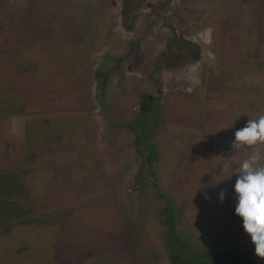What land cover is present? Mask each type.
<instances>
[{"label":"rangeland","instance_id":"obj_1","mask_svg":"<svg viewBox=\"0 0 264 264\" xmlns=\"http://www.w3.org/2000/svg\"><path fill=\"white\" fill-rule=\"evenodd\" d=\"M256 26L260 43L239 45ZM6 40L9 62L41 84L28 104L0 103V173L12 175L0 194V264H172L169 217L188 264L227 248L264 264L239 226L224 246L202 245L208 234L197 232L219 226L194 230L188 220L191 207L207 204L198 163L211 156L206 146L239 166L247 153L232 148L235 132L264 115V61L253 60L264 46V0H0ZM184 40L201 48L199 57ZM230 49L236 58L227 60ZM93 82L98 92L67 121V87L89 96ZM152 98L155 176L135 147ZM29 122L33 138L22 154ZM76 139L82 148H72ZM257 149L264 153V144ZM197 151L199 159L188 156ZM225 178L215 197L232 212L235 190L220 199L233 181Z\"/></svg>","mask_w":264,"mask_h":264},{"label":"crops","instance_id":"obj_2","mask_svg":"<svg viewBox=\"0 0 264 264\" xmlns=\"http://www.w3.org/2000/svg\"><path fill=\"white\" fill-rule=\"evenodd\" d=\"M256 21H257V17H256ZM252 28H253V31H251L252 37L250 38V36L245 37L242 35L241 39L239 38V40H238L239 45H244V43H243L244 41H246L247 45H248L252 41V39H253L254 44L260 43L259 38H258L259 36L257 35V33L259 34L258 27L256 26V27H252ZM249 31H250V29H249ZM226 43H228V42H226ZM224 44H225V41H224ZM235 54H236V51L233 52L232 49H230L227 52V56L229 57V58H227V60L235 59L236 58V56L234 58ZM68 57L70 58V56H67V60H68ZM253 60L254 61L255 60L264 61V46H261L259 52L254 53V59ZM75 72H76V70H75ZM78 75H80V74H78ZM83 89H84V87L83 86L81 87L79 85L67 87V93L70 94V98L67 99V121H68V119H69V121L72 119L71 116L76 115V114L71 115L75 111H77V110L81 111L82 109H86L87 107L84 106L85 103L88 102V104H89V102H91V100L93 99L95 93L98 92V86H96L94 84V82L92 83V85L90 87V95L89 96H87V94L86 95L83 94V93L87 92L85 89L84 90ZM101 89H102V86H101ZM228 91H229V89H228ZM95 102L97 103V101H95ZM237 104L240 107V111H242L243 104L241 103V101H238ZM69 124H70V122H69ZM93 137H94L95 141L97 142L98 137L94 136V134H93ZM99 140H102V139L99 138ZM67 142H68V140H67ZM79 142H80V140L76 139L75 140L76 145H74L72 148H77V149L82 148L81 145L79 144ZM96 142H95V148L97 149ZM222 147H224V146H222ZM67 148H69V144L67 145ZM211 148H212L211 145L208 144V146H206V150H205L207 152V154H211V156L206 155V161H201V160L198 161L199 167L204 166V169L206 170V171L204 170V172H206V174H204L205 179L203 180L204 184L202 187H203V189H206V190H204L203 195L205 197L207 196V204L205 206H203L202 208L200 207L199 203H196L195 206L191 207V210L188 212V220H190V223L192 224V228L194 230L199 229V228L201 229V227H202L201 224H203V227L206 225V227L209 228V227H212L215 225L214 227L217 228L216 227V223H217V225L219 226L217 228L219 230H217V231L214 230L213 232H211V231H206V230L201 229L202 231L200 230L199 232H197L199 235L208 234L206 237H199L198 236L201 240L199 242V244L204 245L205 243H207V241H206L207 239H208V241H209V239L210 240L212 239L213 240L212 241L213 246H215L216 244L224 246L227 242H229L232 239L233 233H235V231L238 230L235 226L240 227V229L243 231L244 238H246L248 236L251 237V236L246 233V231L243 227V219H242V217H240L236 214L235 209H233L232 212H230V211H228L229 210L228 208H230V207H227L226 205L225 206L217 205V204H220L219 200L215 197V195H216L215 190L217 188V183H218L217 180L219 178L226 179L225 177L229 176V174L222 171L223 167L225 165H227L226 163H223V158L225 157L226 152L224 150H220L218 152V154H215L216 150H214L213 148L211 149ZM242 150L239 151L240 154L244 153V155H246V153H247L246 149H242ZM68 151H69V149H67V152ZM72 152H73L72 150L69 151V154H67V158L69 156V157H72V159H73L74 154ZM97 153H98L97 154V156H98L99 152H97ZM201 155H203V154H201L200 151H197L194 154L188 155V156L198 158ZM109 156L114 161V158H115L114 154L112 153ZM80 157H82V155H79V157H77V158H80ZM239 158L241 159L240 155H239ZM116 159L119 161V158H116ZM73 160L78 161L77 159H73ZM240 163H241V161L239 162V164ZM115 165H116V163H115ZM78 166L79 165H76V167H78ZM113 166H114V163H113ZM101 167H102V165L100 166V168ZM132 168L133 169H130L129 172L135 171L134 164H132ZM117 169H115V170L117 171ZM205 175H206V177H205ZM234 175L231 177V180H233V181L225 180L226 182H224V185H222V188H223L222 192H224L225 195L228 192H230V195L234 194L235 183H236L235 177L237 176V174H234ZM164 183H166V182H164ZM175 184H176V182H175ZM200 189H202L201 186H199V188L197 190H200ZM201 209L208 211V214L207 213L200 214ZM203 222H205V225ZM209 222H210V224H209ZM177 233H178V231H177ZM178 235L181 236L179 233H178ZM227 250H229V248L224 250V252H226ZM221 253H223V252H221ZM211 255H214V254H211Z\"/></svg>","mask_w":264,"mask_h":264},{"label":"trees","instance_id":"obj_3","mask_svg":"<svg viewBox=\"0 0 264 264\" xmlns=\"http://www.w3.org/2000/svg\"><path fill=\"white\" fill-rule=\"evenodd\" d=\"M182 42V44H184L187 49L194 51V53L197 55L196 57H199V55L201 54V48L197 44L185 40ZM8 44L9 40L0 42V103L5 102L15 106H23L24 103L28 104L30 97L29 95L32 93V91L36 90V88L39 87L41 83L38 78L34 79L29 71L22 68L19 69L16 64L9 62L10 59L9 56H7L8 53L5 52L6 50H9V48H5ZM4 92H7L6 95L8 97L5 100H2ZM154 101L155 99L152 98L145 104H143V110L136 122V124H139L140 126V136L137 137L135 147L138 155L144 157V163L148 167L147 172L149 176L156 175L155 171L153 170L156 147L155 144H153V141H150L148 139L147 135V130L149 128L147 127L148 118L151 112V105ZM30 125L31 122H29L26 126L28 129L26 130V136L23 139L24 141L22 143V154L26 153L27 144L30 143L31 139L33 138L30 132ZM140 144H143V148L138 149V146ZM144 151H149L147 156L144 155ZM11 177L12 175H10L9 173H0V194H2V191L4 192L2 196H5V193H7V191L3 189L2 186L5 187L9 183H12ZM8 187H10V185ZM7 212L11 213V211ZM2 213L3 212L1 210L0 215H2ZM168 225L170 234L167 236V238L173 245H171V251L175 253L171 255L172 264H188L185 262L184 258L181 255V251L183 249H186V245L176 231V223L174 218L169 217ZM185 252L189 253L187 249L185 250ZM192 254H194V252ZM194 255L196 257L197 264H260L259 262L249 259L248 256L241 251L234 249L214 255L208 253ZM202 256L205 257V262L201 261Z\"/></svg>","mask_w":264,"mask_h":264},{"label":"clouds","instance_id":"obj_4","mask_svg":"<svg viewBox=\"0 0 264 264\" xmlns=\"http://www.w3.org/2000/svg\"><path fill=\"white\" fill-rule=\"evenodd\" d=\"M261 144H264V115L250 119L244 128L235 132L232 148L236 152L242 149L250 151L239 166L225 165L222 171L230 178L239 174L235 183V212L243 219V227L251 236L256 255L264 258V153L257 149ZM224 196L225 193L221 192V201Z\"/></svg>","mask_w":264,"mask_h":264}]
</instances>
